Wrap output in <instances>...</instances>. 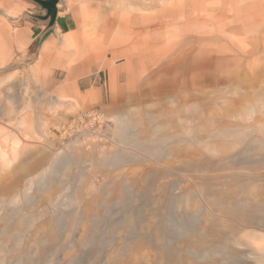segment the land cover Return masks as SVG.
Masks as SVG:
<instances>
[{
    "label": "rangeland",
    "instance_id": "374dc122",
    "mask_svg": "<svg viewBox=\"0 0 264 264\" xmlns=\"http://www.w3.org/2000/svg\"><path fill=\"white\" fill-rule=\"evenodd\" d=\"M50 12L0 0V264H264V0Z\"/></svg>",
    "mask_w": 264,
    "mask_h": 264
},
{
    "label": "bare ground",
    "instance_id": "6f19581e",
    "mask_svg": "<svg viewBox=\"0 0 264 264\" xmlns=\"http://www.w3.org/2000/svg\"><path fill=\"white\" fill-rule=\"evenodd\" d=\"M228 5V4H227ZM60 7V4L58 3V8ZM222 7V6H221ZM8 14V13H7ZM264 15V14H263ZM23 16V15H22ZM246 16V15H245ZM250 16V15H249ZM24 17V16H23ZM251 17V16H250ZM248 20V19H247ZM195 21V20H194ZM65 42V41H64ZM11 85V84H10ZM9 85V86H10ZM2 87V86H1ZM4 93H3V91H0V97L3 95ZM6 96V94L4 95V97ZM6 99H10V96H6L5 97ZM15 100V99H14ZM8 103V102H7ZM16 103V102H15ZM27 109H29V108H27ZM12 122V121H11ZM170 125V124H169ZM164 126V125H163ZM160 127H162L161 125H160ZM171 127V126H170ZM170 135V134H169ZM222 145V144H221ZM226 146V145H225ZM6 156V153L5 152H3L2 153V157L4 158ZM47 172V171H46ZM258 179V178H257ZM252 181V180H251ZM228 183V182H227ZM217 185V184H216ZM118 189V188H117ZM113 194V193H112ZM111 198H112V196H111ZM258 200V199H257ZM244 202V201H243ZM221 203V202H220ZM257 204V203H256ZM220 206V205H219ZM189 208V207H188ZM258 210H260V209H258ZM219 218V217H218ZM262 221V220H261ZM258 222V221H257ZM261 226H263V225H261ZM252 227V226H251ZM254 227V226H253ZM242 228V227H241ZM202 229H204V228H202ZM259 229V228H258ZM261 230V229H260ZM264 230V229H263ZM237 239V238H236ZM259 239L261 240V242H262V244L260 245V246H258L257 248H256V251L257 252H264V237H259ZM243 240V239H242ZM246 240V239H245ZM194 241V240H193ZM192 241V242H193ZM230 241H232V240H230ZM247 241V240H246ZM237 244V243H236ZM133 245H135V244H133ZM200 245H202V244H200ZM238 245V244H237ZM258 245V244H257ZM132 246V245H131ZM195 247V246H194ZM214 247V246H213ZM217 247V246H216ZM202 248V247H201ZM237 249V248H236ZM243 249V248H242ZM217 250H219V249H217ZM221 250H223V249H221ZM225 251V250H224ZM220 252V251H219ZM241 252H242V250H241ZM226 253H228V251L226 252ZM229 255H230V253H229ZM232 255V254H231ZM180 257V256H179ZM232 257V256H231ZM170 262V261H169ZM168 262V263H169ZM229 262H231V261H229ZM222 264V263H221Z\"/></svg>",
    "mask_w": 264,
    "mask_h": 264
},
{
    "label": "water",
    "instance_id": "95a60500",
    "mask_svg": "<svg viewBox=\"0 0 264 264\" xmlns=\"http://www.w3.org/2000/svg\"><path fill=\"white\" fill-rule=\"evenodd\" d=\"M35 2L39 3L40 5H44L47 8L51 9L50 14H53V18H56V5L59 0H34Z\"/></svg>",
    "mask_w": 264,
    "mask_h": 264
}]
</instances>
